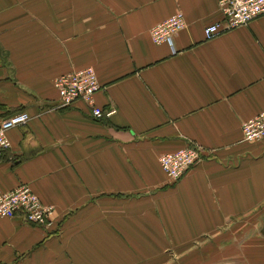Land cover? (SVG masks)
Segmentation results:
<instances>
[{
  "label": "crops",
  "instance_id": "1",
  "mask_svg": "<svg viewBox=\"0 0 264 264\" xmlns=\"http://www.w3.org/2000/svg\"><path fill=\"white\" fill-rule=\"evenodd\" d=\"M181 11L172 44L149 29ZM218 0H0V188L27 183L51 224L0 217V264H264V15L206 40ZM91 66L101 89L56 107V76ZM204 157L171 182L158 157Z\"/></svg>",
  "mask_w": 264,
  "mask_h": 264
},
{
  "label": "built area",
  "instance_id": "2",
  "mask_svg": "<svg viewBox=\"0 0 264 264\" xmlns=\"http://www.w3.org/2000/svg\"><path fill=\"white\" fill-rule=\"evenodd\" d=\"M221 18L203 28L204 39H212L221 33L247 24L264 15V0H218ZM186 23L181 11L168 16L162 22L149 29L151 40L156 44H172L174 35L184 29ZM57 94L56 107H71L75 102H83L94 119L110 115L95 103L94 95L101 84L93 67L88 66L68 73L60 74L53 80ZM30 119L27 111L21 110L4 117L0 121V154L10 147L8 131L25 125ZM242 136L245 141L264 140V110L243 122ZM204 149L195 142L161 154L158 157L160 168L171 182H176L183 174L204 157ZM54 209L44 204L27 183H20L10 190L0 188V217H20L28 224L47 226L51 224Z\"/></svg>",
  "mask_w": 264,
  "mask_h": 264
}]
</instances>
